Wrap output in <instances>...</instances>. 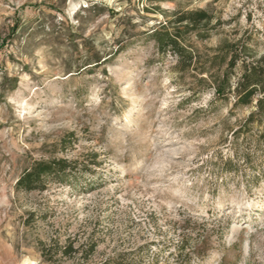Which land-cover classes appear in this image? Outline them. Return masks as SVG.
Masks as SVG:
<instances>
[{
  "label": "rangeland",
  "instance_id": "rangeland-1",
  "mask_svg": "<svg viewBox=\"0 0 264 264\" xmlns=\"http://www.w3.org/2000/svg\"><path fill=\"white\" fill-rule=\"evenodd\" d=\"M152 6L0 0V264H52L43 246L71 239L96 241L94 261L154 242L187 245L193 264H264V178L244 163L223 169L249 110L231 114L212 90L190 97L197 79L149 36L165 20ZM159 6L206 8L223 21L210 39L193 37L202 50L237 30L264 33V0ZM92 152L93 174L44 192L15 188L36 159Z\"/></svg>",
  "mask_w": 264,
  "mask_h": 264
},
{
  "label": "trees",
  "instance_id": "trees-1",
  "mask_svg": "<svg viewBox=\"0 0 264 264\" xmlns=\"http://www.w3.org/2000/svg\"><path fill=\"white\" fill-rule=\"evenodd\" d=\"M159 11L164 21L153 28L149 36L156 42L160 53L175 56L174 68L181 75L192 73L198 81L190 86L195 98L198 94L213 91L216 102H231V114L237 109L247 108L249 113L240 119L231 131L233 156L224 162L225 173H238L241 163L256 171V179L264 178V33L258 29H246L235 37H223L215 47L202 50L192 40L211 38L212 31L223 26V21L206 8L174 10L161 9L160 2L147 0ZM71 147L73 145L72 142ZM68 147L62 142V150ZM97 153L89 154L86 161L67 156H52L34 160L24 168L16 180L17 191L44 192L52 185H64L77 181L86 173H94ZM57 242V241H56ZM154 242L139 245L127 251L116 252L102 260L94 261L97 242H80L72 239L54 250L53 246H43L42 256L46 261L57 264L62 258L73 259L78 264H193L195 258L187 252V245H175L174 250L163 246L153 249ZM58 254L61 258H58Z\"/></svg>",
  "mask_w": 264,
  "mask_h": 264
}]
</instances>
